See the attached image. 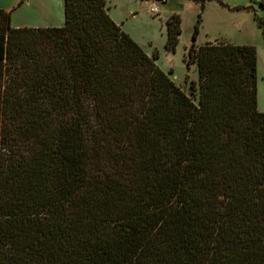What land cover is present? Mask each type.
<instances>
[{"label": "trees", "instance_id": "obj_1", "mask_svg": "<svg viewBox=\"0 0 264 264\" xmlns=\"http://www.w3.org/2000/svg\"><path fill=\"white\" fill-rule=\"evenodd\" d=\"M107 11L0 10V264H264L255 48L196 46L198 19L194 103ZM180 34L172 14L167 52Z\"/></svg>", "mask_w": 264, "mask_h": 264}, {"label": "rangeland", "instance_id": "obj_2", "mask_svg": "<svg viewBox=\"0 0 264 264\" xmlns=\"http://www.w3.org/2000/svg\"><path fill=\"white\" fill-rule=\"evenodd\" d=\"M112 20L148 55L157 54L155 64L182 92L197 102L190 92V83L197 84L196 64L186 66L191 35L198 19L196 46L206 43L253 46L256 50L257 110L264 114V38L258 20L264 19V0H105ZM152 4L157 14L149 12ZM176 9L181 34L174 53L164 49L166 41V11ZM0 10L9 11L13 28H46L63 25V0H0Z\"/></svg>", "mask_w": 264, "mask_h": 264}, {"label": "built area", "instance_id": "obj_3", "mask_svg": "<svg viewBox=\"0 0 264 264\" xmlns=\"http://www.w3.org/2000/svg\"><path fill=\"white\" fill-rule=\"evenodd\" d=\"M251 1H253V2H261V0H251ZM160 3H161V4H164V3H166V1H164V0H160ZM158 11H159V8H158V6H157L156 4H152V5L150 6V8H149V12H150V13L157 14Z\"/></svg>", "mask_w": 264, "mask_h": 264}, {"label": "crops", "instance_id": "obj_4", "mask_svg": "<svg viewBox=\"0 0 264 264\" xmlns=\"http://www.w3.org/2000/svg\"><path fill=\"white\" fill-rule=\"evenodd\" d=\"M27 2L29 3L30 2V0H27ZM106 3H107V1H105ZM107 6H108V3H107ZM109 7V6H108ZM108 7H107V9H108ZM107 13H108V15L110 16L111 15V13H110V11L108 10L107 11ZM166 15H167V17L169 18L172 14H177V10L176 9H169V10H167L166 12ZM111 18V17H110ZM64 19V18H63ZM112 19V18H111ZM47 28V27H46Z\"/></svg>", "mask_w": 264, "mask_h": 264}]
</instances>
